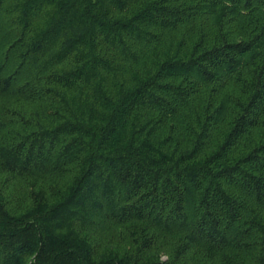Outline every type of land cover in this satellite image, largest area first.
Here are the masks:
<instances>
[{"label": "trees", "instance_id": "trees-1", "mask_svg": "<svg viewBox=\"0 0 264 264\" xmlns=\"http://www.w3.org/2000/svg\"><path fill=\"white\" fill-rule=\"evenodd\" d=\"M0 168V264H264V0H0Z\"/></svg>", "mask_w": 264, "mask_h": 264}, {"label": "rangeland", "instance_id": "rangeland-1", "mask_svg": "<svg viewBox=\"0 0 264 264\" xmlns=\"http://www.w3.org/2000/svg\"><path fill=\"white\" fill-rule=\"evenodd\" d=\"M235 94H241L240 85L236 82L235 79L230 78L225 85L221 86L217 91L213 92V97H215L216 100H220ZM11 100L13 99L11 98ZM7 176H9V174L0 168V181H2ZM48 176L49 177H46L45 175L42 180L48 181L47 179H53L54 177L53 175ZM28 179L32 178H24L22 176L14 178L13 184L9 183L8 185L10 187L9 190L16 194H22L28 187ZM249 204L251 206H255V201L251 200L249 201ZM258 207L260 209V212L264 214V203ZM100 228L101 230H104L105 237L107 238H120V235H123V233L126 232L124 227L115 223H106L104 225H101ZM180 234V232H175V234H168L167 238H165L164 240L165 248L166 245L169 249L173 245H175L176 240H178ZM256 240V235H247L244 241L248 244H243L242 247L229 246L226 248H217L213 250H209L208 246H206L205 243H199L197 246L192 248L190 252H188L186 258L190 261V264H250L254 254L257 251ZM161 257L162 259H167L168 253L163 252Z\"/></svg>", "mask_w": 264, "mask_h": 264}]
</instances>
